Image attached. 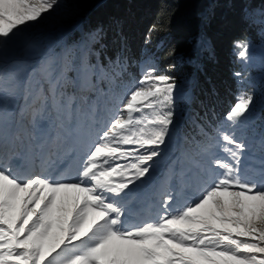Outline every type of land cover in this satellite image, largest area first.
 <instances>
[{
	"label": "snow or ice",
	"instance_id": "snow-or-ice-1",
	"mask_svg": "<svg viewBox=\"0 0 264 264\" xmlns=\"http://www.w3.org/2000/svg\"><path fill=\"white\" fill-rule=\"evenodd\" d=\"M58 6L0 0V60ZM243 13L264 26V8L259 20L247 7ZM99 34L37 53L15 71L0 68V264H264V168L253 178L242 164L251 158L254 91L238 90L211 118L189 119L190 147L144 205L137 189L149 184L183 123L179 104L193 97L151 57L116 93L127 63L121 56L101 63L89 47ZM234 48L247 63L250 45L238 40Z\"/></svg>",
	"mask_w": 264,
	"mask_h": 264
},
{
	"label": "trees",
	"instance_id": "trees-1",
	"mask_svg": "<svg viewBox=\"0 0 264 264\" xmlns=\"http://www.w3.org/2000/svg\"><path fill=\"white\" fill-rule=\"evenodd\" d=\"M245 7L259 20L264 0H102L82 17L83 26L70 45L86 42L90 33L100 30L97 40L89 44L92 52L100 54L105 67L117 56L127 63V73L117 79L116 93H122L118 89L133 77L139 79L138 65L146 57L153 58L160 72L179 77L176 82L193 76L191 115L203 117L209 112L211 118L210 110L222 113L240 88L234 73L242 74L243 66L234 42L244 41L255 48L264 45V26L245 20ZM201 34L209 38V44L199 52ZM90 60L95 63V56ZM100 87L108 91L107 83ZM261 128L264 134V123ZM183 130L196 135L189 124Z\"/></svg>",
	"mask_w": 264,
	"mask_h": 264
},
{
	"label": "rangeland",
	"instance_id": "rangeland-1",
	"mask_svg": "<svg viewBox=\"0 0 264 264\" xmlns=\"http://www.w3.org/2000/svg\"><path fill=\"white\" fill-rule=\"evenodd\" d=\"M102 0H59V6L50 14H47L43 20L38 24H34L27 29L22 35L27 38V44L20 49L8 54V58L0 60V68L5 72H12L16 70L20 64L24 62H30L33 58H39L37 53H44L49 50L60 51L65 46H69L73 38V35L80 32L83 25L82 17L86 14L91 7L100 3ZM82 20V21H81ZM205 41L201 40L198 47L199 52H202V48H206L209 44L206 36ZM33 45L34 47H29ZM258 47V46H257ZM240 50V49H239ZM238 50V51H239ZM243 66V83H240L239 90L247 91L253 90L255 96V105L253 111V126L247 132V143L250 144L251 150L246 153V158L242 164L247 169V175L253 178H257L259 171L264 168V153H261L260 140L262 135V128L264 122H261V118L264 117V45L255 48L250 45L249 60L247 63L239 59ZM175 71V70H173ZM180 73L179 71H177ZM176 73V72H175ZM175 79L179 77L173 76ZM179 86V90L190 93L193 97V88L195 85V79L193 76L180 78L179 82H176ZM123 90L120 87L118 91ZM117 91V92H118ZM105 98H102V100ZM24 104L23 98H20L17 102L16 108ZM191 104V103H190ZM190 104L181 102L179 104V110L183 119V123L179 130L176 132L174 139L171 142L169 148H165L158 159L157 164L154 166L155 171L152 174L149 184L143 185L137 189L143 198V204L149 205L152 197V185H159L165 181L170 175V168L173 166V162L180 157L181 152L189 148L190 145L185 143L184 137L192 138V133L188 132L184 134V128L189 124V119L194 117L191 115ZM190 125V124H189ZM27 141L25 142V145ZM217 157L220 159H226L224 153L217 152ZM16 163H24L23 161H16ZM39 161H37V164ZM180 168L179 164L175 165V169L178 172ZM39 171V168H36ZM172 183H179L178 177L172 178ZM137 209L140 205L135 206Z\"/></svg>",
	"mask_w": 264,
	"mask_h": 264
},
{
	"label": "water",
	"instance_id": "water-1",
	"mask_svg": "<svg viewBox=\"0 0 264 264\" xmlns=\"http://www.w3.org/2000/svg\"><path fill=\"white\" fill-rule=\"evenodd\" d=\"M205 35L201 34V40L205 41L204 39ZM208 42H209V38H207Z\"/></svg>",
	"mask_w": 264,
	"mask_h": 264
}]
</instances>
